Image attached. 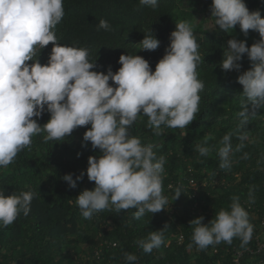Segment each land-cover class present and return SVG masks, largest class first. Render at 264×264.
Instances as JSON below:
<instances>
[{
    "label": "trees",
    "instance_id": "obj_1",
    "mask_svg": "<svg viewBox=\"0 0 264 264\" xmlns=\"http://www.w3.org/2000/svg\"><path fill=\"white\" fill-rule=\"evenodd\" d=\"M196 1L158 0V6L152 8L141 6L139 0H63L65 15L54 32L61 45L88 47L90 61L97 65L94 71L106 74L111 67L116 72L121 67L118 60L122 54L143 57L154 71L170 43L175 23L189 22L202 57L196 69L198 79L204 83L199 93L198 112L185 128L162 125L163 133L159 136L147 126L148 118L140 115L129 133L142 144L152 145L157 158L164 157L162 194L172 204L177 202L176 189L183 192L181 185H177L179 180L192 177L200 183L202 179L209 181L216 177L217 185H207L198 193L203 211L198 217L203 216V223L207 224L220 210H229L232 198L238 197L254 229L264 216V107L255 109V114L249 107L246 121L241 117L245 98L241 93L242 85L237 82L240 73L222 70L220 62L228 39L246 40L251 46L260 37L252 30L245 37L238 25L233 32L226 33L215 23L211 29L194 26L188 16L181 15L180 7L196 10L191 6ZM245 3L250 11L260 10L264 17V0H245ZM211 4L208 1L204 6L211 10ZM100 19L108 21L111 29L97 30ZM150 30L160 44L155 50H141L139 42ZM52 47L50 43L42 50L37 49L42 65L47 63ZM239 63L241 72L250 68L246 55ZM34 119L42 126L49 114L45 112ZM88 128L90 125L78 127L59 141L45 142L46 133L33 136L31 145L19 152L11 164L0 167V187L4 188L5 195L14 191L16 194L34 193L29 215L21 214L13 224L0 227V264H126L125 252L138 257L136 264H217L218 260L219 264L231 263L232 247L242 248L241 239L234 237L230 244L221 242L198 249L192 242L194 226L190 225L186 210L177 216V226L162 211L153 215L146 212L139 220L133 218L136 209L119 213L106 209L94 213L91 219L83 218L76 197L83 190L94 188V182L86 175L87 161L89 156L100 153L99 149H92L90 142L82 147L83 134ZM228 133L232 145L230 167L221 168L218 151L223 146V136ZM241 136L246 139L241 140ZM197 145L207 146L208 154L201 156ZM81 171H85V175L75 189L61 179L69 173L75 179ZM164 227V243L151 253L143 252L136 241ZM177 231L184 235L181 244L171 236ZM105 240L109 245L101 246ZM214 247L217 253L212 252ZM98 248H101L98 259H85L84 255ZM258 260H263L258 264H264V252L262 255L245 254L242 264H256Z\"/></svg>",
    "mask_w": 264,
    "mask_h": 264
},
{
    "label": "clouds",
    "instance_id": "obj_2",
    "mask_svg": "<svg viewBox=\"0 0 264 264\" xmlns=\"http://www.w3.org/2000/svg\"><path fill=\"white\" fill-rule=\"evenodd\" d=\"M139 4L155 8L158 0H139ZM64 15L63 0H0V167L11 164L31 145L33 136L46 133L45 142L59 141L78 127L90 125L83 134L82 147L90 142L100 153L87 161L86 175L94 188L76 197L83 218L91 219L106 209L117 213L136 209L133 218L139 220L146 212L153 215L166 210L168 201L162 194L165 159L157 158L152 145L131 136L129 128L140 115L148 118L147 126L157 136L163 133L162 125L185 128L193 121L204 89L196 72L202 57L193 26L187 21L175 23L154 71L143 57L122 54L118 60L121 67L116 72L109 67L105 74L92 70L97 65L90 61L88 47L57 42L54 29ZM211 17L225 33L238 25L245 37L249 30L259 34L251 46L246 40L228 39L220 62L222 70L240 73L237 82L245 98L240 115L246 121L249 107L252 114L264 107V17L260 10L250 11L245 0H212ZM96 27L111 29L104 19ZM50 43L48 61L42 65L37 49ZM139 43L141 50H155L160 41L150 30ZM245 55L250 68L241 72L239 62ZM45 112L49 119L41 126L34 117ZM221 143L220 167L228 168L231 134H225ZM197 150L201 156L209 152L204 145H197ZM84 175L81 171L74 179L69 173L61 179L75 189ZM182 193L177 188L175 200ZM33 198L31 191L5 195L0 187V227L13 224L21 214L28 216ZM203 220L200 216L190 221L194 226L192 242L200 250L221 242L230 244L234 237L244 244L252 238L253 225L238 197L232 198L229 210H220L207 224ZM165 227L137 240L139 248L145 253L158 249L164 243ZM123 255L126 264H136L135 254Z\"/></svg>",
    "mask_w": 264,
    "mask_h": 264
},
{
    "label": "built area",
    "instance_id": "obj_3",
    "mask_svg": "<svg viewBox=\"0 0 264 264\" xmlns=\"http://www.w3.org/2000/svg\"><path fill=\"white\" fill-rule=\"evenodd\" d=\"M184 181L186 183H184ZM179 180L177 182V185H181V188L183 190L182 195H180L179 198H177V202L174 204L171 203L170 200L168 201V204L166 206V210H162L165 217L172 221L176 226L177 223V216L181 215L182 211L187 212L188 217H190L191 220H193L195 217H198L202 214V201L198 200L197 196L199 191H204V187L207 185L215 186L218 183V179L216 177L211 178L209 181L207 179H202L200 183H198L197 180L193 179L192 177H189L186 180ZM171 184H169L168 187H170ZM174 241L177 244H181L184 241V235L181 231H177L176 233L171 235ZM102 245H109L108 241H103ZM112 246L115 245V243L111 244ZM226 252H229V248L225 249ZM213 253H217V248H212ZM264 252V216L259 221V226L253 229V234L251 240L247 243H243V247L237 249L235 246L232 247L231 252V263L230 264H242V259L245 254L250 255H262ZM101 254V248L94 249L91 254L84 255L86 260H91L93 258L98 259L99 255ZM221 261L218 260L217 264H219ZM259 262L263 263V260H258L256 264ZM255 264V263H252Z\"/></svg>",
    "mask_w": 264,
    "mask_h": 264
},
{
    "label": "rangeland",
    "instance_id": "obj_4",
    "mask_svg": "<svg viewBox=\"0 0 264 264\" xmlns=\"http://www.w3.org/2000/svg\"><path fill=\"white\" fill-rule=\"evenodd\" d=\"M211 2L212 0H197L196 3H191V6H193L194 9H191L189 7H180V12L183 17L189 18L188 21H191L194 26H201L205 29H211L214 26L215 18L211 17V10L206 9L204 6L205 3Z\"/></svg>",
    "mask_w": 264,
    "mask_h": 264
}]
</instances>
